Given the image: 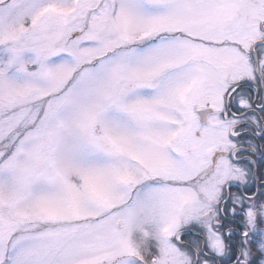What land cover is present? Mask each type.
I'll use <instances>...</instances> for the list:
<instances>
[{
  "label": "snow or ice",
  "instance_id": "snow-or-ice-1",
  "mask_svg": "<svg viewBox=\"0 0 264 264\" xmlns=\"http://www.w3.org/2000/svg\"><path fill=\"white\" fill-rule=\"evenodd\" d=\"M0 264H264V0H0Z\"/></svg>",
  "mask_w": 264,
  "mask_h": 264
}]
</instances>
